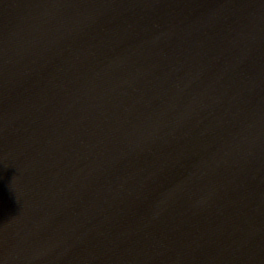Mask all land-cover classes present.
Wrapping results in <instances>:
<instances>
[{
  "label": "water",
  "instance_id": "1",
  "mask_svg": "<svg viewBox=\"0 0 264 264\" xmlns=\"http://www.w3.org/2000/svg\"><path fill=\"white\" fill-rule=\"evenodd\" d=\"M0 212L41 264H264V0H0Z\"/></svg>",
  "mask_w": 264,
  "mask_h": 264
}]
</instances>
